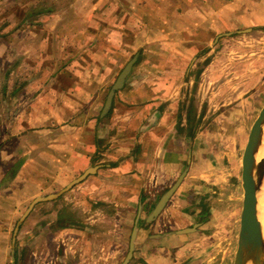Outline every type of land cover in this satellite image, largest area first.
Instances as JSON below:
<instances>
[{"label":"crops","instance_id":"1","mask_svg":"<svg viewBox=\"0 0 264 264\" xmlns=\"http://www.w3.org/2000/svg\"><path fill=\"white\" fill-rule=\"evenodd\" d=\"M163 2L30 1L3 31L0 264H122L135 226L129 264H207L219 230L232 264L246 127L264 105V0Z\"/></svg>","mask_w":264,"mask_h":264},{"label":"water","instance_id":"2","mask_svg":"<svg viewBox=\"0 0 264 264\" xmlns=\"http://www.w3.org/2000/svg\"><path fill=\"white\" fill-rule=\"evenodd\" d=\"M136 57L132 59L121 71L112 89L109 91L107 100L103 109V115H106L111 107V103L116 91L122 89L126 77L131 71ZM261 145H264V105L258 112L253 121L244 147L242 149L239 162V189L241 211L239 219V233L237 237L236 250L232 264H264V239L259 222V212L257 208V173H258V152ZM92 171H87L81 177L70 183V185L56 195L47 197H38L32 201L27 211L20 219L18 226L23 222L34 206L41 202L51 201L57 198L61 193L70 189L73 185L81 182ZM183 175L176 183L161 197L148 220H153L163 210L169 198L173 195L181 182ZM17 231V230H16ZM137 228L135 226L129 244L128 253L122 264H129L134 251ZM17 264H20L17 262Z\"/></svg>","mask_w":264,"mask_h":264},{"label":"rangeland","instance_id":"3","mask_svg":"<svg viewBox=\"0 0 264 264\" xmlns=\"http://www.w3.org/2000/svg\"><path fill=\"white\" fill-rule=\"evenodd\" d=\"M30 1H32L33 3L34 1H39V0H5L4 2L1 1L2 4L0 5V37L6 35V32L3 31L7 29V25L9 22H15L26 19V12L28 11L29 8L25 9V7H28L30 5ZM164 1L165 2H163V4L170 5L169 11H180L181 7L184 5V1L187 0H164ZM32 5L34 6V4ZM35 12L36 10L31 11V13L33 14ZM168 14H165L164 16L168 18L172 16V14L171 15ZM40 15L41 13L37 15L34 14L32 15V17L28 18V20L29 21L39 20L41 18ZM258 112L259 109L254 110L252 112V117L254 118L255 116H257ZM249 129H250L249 126L246 127V131L247 130L249 131ZM230 185L231 183H229V187H227L222 183L223 186V187L221 186L222 190L219 189L217 190L216 193L217 200L221 201L219 205L221 204L224 205V203L226 202L224 208L227 210L226 213L227 216L232 210V206H233L232 199L234 198V201H236L237 199V195H235V193L233 194V188ZM214 203H216V201L213 202L212 207L218 209L219 207H217ZM219 231L217 235H214V237L211 238L210 243L207 242L209 244L207 248L202 246L203 252L201 253L200 257H210L209 262L207 264H230L228 260L229 256L227 257V255L229 253V250L231 249V238L230 235H227L226 231H220V232ZM228 243H230V246H228L229 245ZM224 253L226 255H224Z\"/></svg>","mask_w":264,"mask_h":264},{"label":"bare ground","instance_id":"4","mask_svg":"<svg viewBox=\"0 0 264 264\" xmlns=\"http://www.w3.org/2000/svg\"><path fill=\"white\" fill-rule=\"evenodd\" d=\"M257 163H258V173H257V179H256L257 208L259 212V222L261 225L262 235L264 239V145H261L259 148Z\"/></svg>","mask_w":264,"mask_h":264}]
</instances>
